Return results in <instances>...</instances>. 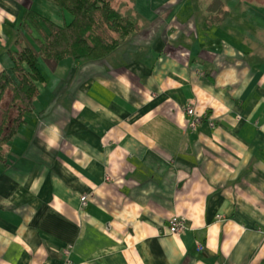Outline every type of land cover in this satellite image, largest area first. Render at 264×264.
<instances>
[{
    "label": "crops",
    "instance_id": "0c3cea01",
    "mask_svg": "<svg viewBox=\"0 0 264 264\" xmlns=\"http://www.w3.org/2000/svg\"><path fill=\"white\" fill-rule=\"evenodd\" d=\"M119 3L128 42L39 62L36 109L0 163V264H264V0ZM31 9L70 19L0 0V71ZM187 97L215 127L188 128Z\"/></svg>",
    "mask_w": 264,
    "mask_h": 264
},
{
    "label": "trees",
    "instance_id": "16d2710c",
    "mask_svg": "<svg viewBox=\"0 0 264 264\" xmlns=\"http://www.w3.org/2000/svg\"><path fill=\"white\" fill-rule=\"evenodd\" d=\"M53 1L70 19L61 24L29 10L23 21L29 40L16 41V48L10 51L13 67L0 71V163L6 164L7 144L27 114L36 109L40 85L45 81L39 67L41 58L103 59L138 31V23L117 7L116 0Z\"/></svg>",
    "mask_w": 264,
    "mask_h": 264
},
{
    "label": "built area",
    "instance_id": "2783aa9c",
    "mask_svg": "<svg viewBox=\"0 0 264 264\" xmlns=\"http://www.w3.org/2000/svg\"><path fill=\"white\" fill-rule=\"evenodd\" d=\"M187 102H188V105L184 108V111L186 110L188 115L192 118V123L189 129L191 131H195L197 129L198 122L205 121V118L208 117V113H204L203 116L197 115L196 104H195V100L193 97H187ZM81 200H82V203L84 202L83 205H86L87 207L88 195L83 194L81 197ZM169 226H170V229H172L173 231L177 233H180L181 231L183 232L186 228L184 221L179 219L177 216H174L170 220Z\"/></svg>",
    "mask_w": 264,
    "mask_h": 264
},
{
    "label": "bare ground",
    "instance_id": "6f19581e",
    "mask_svg": "<svg viewBox=\"0 0 264 264\" xmlns=\"http://www.w3.org/2000/svg\"><path fill=\"white\" fill-rule=\"evenodd\" d=\"M193 98H194V97H193ZM195 104H196V102H195ZM187 105H188V102H187V98H186V99H185L184 107H186ZM184 112H185V115L187 116V118H188V120H189V127H190V126H191V123H192V118L188 115V113L186 112V110H185ZM197 115H199V116H203V113L197 111ZM203 122H208V123H209L211 126H213V127L216 126L215 119H214L213 117H211V118H205V121L198 122L197 127H198L201 123H203ZM189 127H188V128H189ZM107 178L110 179L111 176L109 175V176H107ZM82 195H83V194H82ZM82 195H81L80 198H79L80 201H81L80 207L82 206L83 209H86V208H85L86 205H83L84 202L82 203V200H81ZM88 203H89V194H88V202H87V205H88ZM174 216H177L179 219H181V220L184 221L186 228H185V230H184L183 232L181 231L180 233H177V232L173 231L172 229H170V226H169V225H170V220H171ZM169 225H168V228L166 229V231H164V233H168V234H170V235H172V236H174V237H177V238H181V237L184 235L185 232H187L188 230H191V226L189 225V223L186 221L185 218L181 217L180 215H172V217H170V219H169ZM200 243H202V241H201ZM200 247H202V246H200Z\"/></svg>",
    "mask_w": 264,
    "mask_h": 264
},
{
    "label": "rangeland",
    "instance_id": "374dc122",
    "mask_svg": "<svg viewBox=\"0 0 264 264\" xmlns=\"http://www.w3.org/2000/svg\"><path fill=\"white\" fill-rule=\"evenodd\" d=\"M116 2L118 3V4H117V7L119 8V5H120L119 2H121V0H116ZM123 10H124V9H123ZM124 13H125V12H124ZM68 15H69V14H68ZM56 18H57V20H58L57 22H59V23H61V24H63V23L65 22V21H64L65 18H64V16H62V15H60V16H58V17H56ZM27 34H28V32H24V38L27 39V40H29V37H28V36H30V35H27ZM135 34H137V32H135V33L133 34V36H134ZM133 36H132V37H133ZM132 37H131V38H132ZM247 38H248V36H247ZM28 42H29V41H28ZM29 44H31V43H29ZM42 61H43V59L41 60V65H43V64H42ZM194 100H195V99H194ZM184 108H185V107H184ZM204 113H208V117H207V118H211V117H212V116L210 115V112L206 111V112H204ZM204 113H203V114H204ZM85 194H87V193H84V195H85ZM87 195H88V194H87ZM85 208H86V207H85ZM200 248H202V247H200Z\"/></svg>",
    "mask_w": 264,
    "mask_h": 264
}]
</instances>
